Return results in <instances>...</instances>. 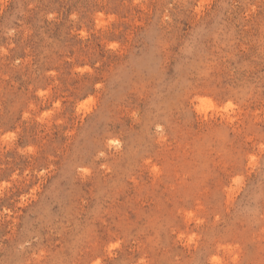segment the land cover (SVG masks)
Here are the masks:
<instances>
[{"label":"rangeland","instance_id":"rangeland-1","mask_svg":"<svg viewBox=\"0 0 264 264\" xmlns=\"http://www.w3.org/2000/svg\"><path fill=\"white\" fill-rule=\"evenodd\" d=\"M0 264H264V0H0Z\"/></svg>","mask_w":264,"mask_h":264}]
</instances>
